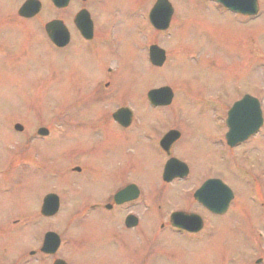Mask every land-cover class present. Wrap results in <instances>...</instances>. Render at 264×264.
<instances>
[{
    "label": "rangeland",
    "instance_id": "obj_1",
    "mask_svg": "<svg viewBox=\"0 0 264 264\" xmlns=\"http://www.w3.org/2000/svg\"><path fill=\"white\" fill-rule=\"evenodd\" d=\"M95 1H99V5L92 6L100 12L104 11L98 19L99 22L110 27L114 26L110 29L112 35H115L110 36L111 55L115 56L112 61L122 66V71L118 70L116 77L117 92L110 87L106 93V101L100 104L104 112L111 113L117 107L128 103L141 116L142 129L154 128L164 131L167 128L178 127L186 130V133L192 129L213 131L208 134L216 133L214 130L217 129L219 134L223 129L222 123L213 117L215 115L213 111H218L224 105L206 99L208 94L219 92L216 91L217 88L241 86L258 96L264 106V10L259 18L249 22L231 19L230 15L226 14L206 15L200 10L204 0H173L175 6L180 8L181 15L186 7L192 10L189 12L190 24L186 25V21L179 20L181 19L179 17L173 21L171 30L156 35L153 34L151 25L144 19L137 22L126 20L119 24L113 7L118 9L121 8L120 5L133 7L134 4H138L137 0H118L115 4L111 1L108 3V0ZM22 2L23 0H0V40L10 45V48L5 46V52L9 51V55L5 57L11 55L1 61L0 65H6L8 60L12 62L7 69H0L2 71L0 72V177L5 176L3 181L9 183L0 186V213L10 214L9 225L15 218L24 217L27 221L30 220L31 225L28 231L18 233L17 228L12 225L8 229L7 220L1 218L0 240L18 241L21 244L29 242L34 249L42 238L41 221L44 226L52 223L63 237V250L70 246L69 240L83 239L93 241L95 246L103 248L102 250L113 251L112 248H108L112 246V240L105 237L106 233L100 228L81 227L78 220L73 221L71 218L74 214L71 207L79 193V185L75 186L70 181L76 176L67 172L64 164L74 158L82 159L84 156L85 159H89V163L102 161L106 164L99 170L104 172L101 176L85 178L95 183L92 190L94 195H100L99 193L102 192V188H97L103 179L107 181L109 187H113L116 185L117 175H123L128 179L136 178L144 192L149 194L146 195L144 206L155 209L157 216L150 217L146 209L141 207V224L144 227L141 231H127L124 235L126 249L120 255L118 252L115 255L114 252L107 254L96 252L92 257L74 258L69 256L68 251H64L61 256L68 259L69 263L255 264L253 259L264 258V186L257 182L264 180V144L258 145L260 143L258 141L248 146L244 154L247 161L240 156L242 150L234 161L240 165L246 163L249 168L254 166L253 170H247L253 177L255 175L254 181L248 186L255 193L262 189L259 197L261 202H256L255 193H250L248 188L239 185L237 179L240 180L239 177L245 176L246 173L231 171L230 165L227 166L228 163L224 162H222L223 168L217 169L214 165V156L199 160L204 166V171L200 173L195 167L193 184L189 186H197L205 176L216 175L233 187L235 198L226 213L207 217L208 221L210 218L215 221L210 219L214 226L209 227L210 222H207L204 231L198 234H172L159 229L162 222L168 220V212L172 210L186 209L200 215L203 213L195 203L190 204L187 200L191 199V196L186 193V182L175 184L174 188L161 184L162 164L165 158L157 149L156 138L132 148L120 141L118 128L112 122H108L110 133L104 141L108 145L106 155L105 153L97 157L94 155L99 150L98 147L89 145L95 141L94 135L87 140L89 150H84L87 142L82 137L76 136L69 142L63 155L59 153L53 159L47 158L52 165L44 163L41 171L37 167L28 169L24 165L25 138L23 134L9 135L8 125L18 121L31 128L37 121H47L50 108L56 106V112H60L67 104V97L74 96L76 92L72 88L67 89L62 92V97L59 82L67 78L64 75L72 73L73 66L57 60L53 49L44 43L45 22H48L53 15L46 9L39 20L23 24L13 15L14 9ZM106 6H110L111 9L105 8ZM102 7L105 10H102ZM25 36L36 38L37 44H27L25 52L16 53L15 50L19 45L15 40L19 38L16 41H22L23 45L20 49L24 50L25 40L28 38L24 39ZM153 43H157L167 54V60L165 59L166 62L164 61L160 68L153 67L148 60L149 49ZM81 63L84 62L80 61V67ZM113 63L111 65L115 67L117 64L113 65ZM40 71L45 75L34 74L35 72L41 74ZM160 86L171 88L174 98L172 104L168 107L149 109V105L146 104L148 92L161 88ZM177 151L193 160V155L187 153L183 145L178 146ZM115 161H120L121 165L116 166L117 162L113 164ZM7 166L10 167L9 171ZM129 166L139 169L130 171ZM44 185L47 188L56 185L61 197L62 209L54 219L44 220L39 214ZM8 186L10 189L6 190ZM4 197L8 201L3 200ZM154 222H157L158 226L150 228L148 224ZM153 241L159 243L156 244L154 257L150 258L147 255L148 246ZM114 248L117 251V248Z\"/></svg>",
    "mask_w": 264,
    "mask_h": 264
},
{
    "label": "flooded vegetation",
    "instance_id": "obj_2",
    "mask_svg": "<svg viewBox=\"0 0 264 264\" xmlns=\"http://www.w3.org/2000/svg\"><path fill=\"white\" fill-rule=\"evenodd\" d=\"M26 1L27 0H23V2L19 4L16 9H14L13 15L23 24H25V22L39 20V17L43 12H45L46 9H48V11L53 15L48 20V22H45V31L43 36V39L45 40L44 43L51 49H53V52L55 53L54 55L57 60L61 61L63 64H71L73 66L72 73L64 75L67 78H65L64 81L63 79H61V81L59 82V89L61 90V92H59L61 93L62 97V92L67 91V89L72 88L76 92L74 96L67 97V104L63 106L60 112H56V106L51 107L50 113L47 116L49 120L47 121H37L32 125L31 128L18 121H13L8 125L7 133L9 135L10 133H13L17 136L23 134L25 138L26 143L23 155L24 165L28 167V169H31V167H37L41 171V168L44 167V163H46L47 165H52L50 159L47 160V158L52 157L53 159L59 153L63 155L64 151H66L65 148L70 144L69 142H71L72 138L76 136L82 137V139L87 142L86 149L84 148V150H89L90 148L88 149L87 140H89V137L91 135H94L95 141H93V144H89L90 147L95 146L99 148L98 152H96L94 155L96 157L102 153H105L106 155V152L108 151L106 148L108 147V145L104 143V141L108 138L110 133V131L108 130L109 125L107 126V124L108 122H112L114 126L118 128L117 130L120 134V141L123 142V144L131 146L132 148L139 147L145 141L156 138L157 140L155 141V143L157 149L161 151L163 158H165L162 164V177L160 180L161 184H163V186L173 187L175 184H184L186 182V193L191 196V199L187 200L190 202V204L195 203L203 213L202 215H200L197 212H192L186 209L172 210L168 212V220L166 219L167 221L162 222V224L159 226V229H161V231H167L172 234L176 233L181 235L198 234L204 231L207 226V222H210L209 227L214 226L211 221L213 219L210 218L211 220L209 219L208 221L207 217H216L228 211L229 207L224 213L214 212L196 198L197 191L203 186L204 183L209 180L219 179L231 189L233 193V200L235 198V190L223 178L221 179L216 175L205 176L201 179L197 186H189L190 184H193L192 178L195 175V167H197V170L200 173L204 171V166L201 165L199 161L201 158L214 156V165L217 169L221 170L223 168L222 162H224L228 163L226 164L227 166L230 165L229 169L231 171L237 170L246 173L245 176L239 177L240 180L237 179L240 182V184H238L243 188H248L247 190L250 193H255L254 190L252 188L249 189L248 186L251 181H254L253 178H255V175L253 177L251 172L248 173L247 171L253 170L254 166L249 168L247 167L248 165H245L246 163L244 165H240L234 160L238 157V154H240V150H242V154H240V156H242L244 161H247V158L245 159L246 155L244 154L247 151L248 146L252 142L254 143L258 141L260 142L258 145H260L261 143L264 144V106L262 104V100L258 96L251 93L248 89H244L243 87L237 85L229 88H217L216 91L219 90V92H217L216 94H208L206 96V99H208L210 102L220 103L224 105V107L218 109V111H213V113H215L213 117H216L217 119H219V122L222 123L223 129L222 132H219V134L217 129L214 130L216 131V133L214 134H208L213 133V131H208L205 129L199 131H194V129H192L191 131L186 133V130H182L178 127L167 128L164 131H160L154 128L142 129L143 120L141 116L136 112V109L134 110L129 106L128 103L117 107L111 113L104 112L102 106L100 105L106 101V93L110 87L114 89V92H117L116 77L119 73L118 70L121 69L122 71V66H120L118 62L112 61L115 56L111 55L110 36L115 35H112L110 29H112L114 26L110 27L109 25L107 26L100 23L98 19L101 14L104 13V11L100 12L97 8L92 6L93 4H95V6H98L99 1L61 0L56 4L53 0H47L46 2H44L43 0H38L40 3L32 4L31 9L29 10V12H36L31 16L23 15L21 13V9ZM109 1L115 4L117 3L115 1L118 0H108V3ZM137 2L138 4H134L133 7H126V5H120L121 8L119 9L115 6L113 7V9L115 10V15L118 17L117 20L119 24H122L126 20H135L137 22L138 20L144 19L151 25L153 34L155 33L156 35L171 30L173 21L175 19L177 20V18L179 17L181 18L179 20L186 21V25L190 24L189 12L192 10L186 7L188 11H186V9L184 8L183 14L181 15V11H179L180 8L178 6H175L173 0H164L163 4L154 12L153 9L158 0H137ZM230 4L231 5L222 0H204V2H202L200 5V10L202 13H206V15H210V13L211 15L214 13H218L221 15L226 14L230 15L231 19L236 18V20L241 19L247 20L249 22L253 21L256 18H259L264 10V0H238L236 4ZM105 8L111 9L110 6H106ZM105 8L102 7L101 9L105 10ZM194 8L195 6L193 7V9ZM53 21L57 22L56 29L58 30V33L56 34L57 36H53L55 40L51 38L52 36L47 32L46 28L48 23ZM166 22H168V27L166 29L161 30L154 25L155 23ZM168 34H170V32ZM26 38L28 39V41H26ZM24 39H26L24 50L20 49V47L23 45L21 44L22 41L15 40V42L19 45L17 47V50H15L16 53H18V51L25 52L27 44H37L35 40L36 38L31 39L29 36H25ZM154 44L157 43H153L151 44V46ZM5 46H9L10 48L9 44H7L3 40H0V62L11 57V55L5 57L6 55H9V51L8 53L5 52ZM149 53L148 60L150 64L153 67L158 68L159 66L152 64ZM80 61L84 62L81 63V67ZM113 62L115 63V65L117 64L115 67L111 65V63ZM11 65L12 62L8 60L6 65H0V69H7ZM0 72L2 71L0 70ZM40 73L41 74L35 72L34 74L40 76L45 75L43 71H40ZM53 90L55 91L54 88ZM247 96H249V99L254 98L258 101L260 105L261 119L263 120V122L256 133L251 134L248 138L242 141H235L232 145L229 143V140L227 138V134L230 131V124L228 122L230 112H232L233 118L236 119V121L232 120L233 125H239L240 119L243 118L253 119L255 115V112L251 110L253 109V107L250 109L252 100H249L247 108L244 105L248 101V99L246 98ZM240 102L243 104L238 105L234 110H232L234 106ZM146 104L147 106L149 105V109L152 108V110H154L158 107H168L172 104V102L169 105H153L151 104L147 96ZM122 110L129 111H127L128 115L124 113L125 115L124 117H121L120 121L116 119L115 114L117 111ZM220 112L221 114H219ZM244 115L247 116L243 117ZM126 120L128 122V125L122 123ZM151 121H153V119H151ZM241 124H246V121L241 122ZM172 130L178 131L179 135L170 142L169 150L166 151L162 147L161 142L164 136ZM240 131L242 130H238V132ZM12 142L10 144H12ZM39 142L40 144H35ZM180 145L184 146V150H186L187 153L193 155V160L191 159V157L187 158L177 151V148ZM82 157V159L74 158L73 160L64 164L65 170H67V172L69 173H73L76 176L73 178V180L70 179V181L73 182V185L75 186L79 185V193L76 195V201L73 203V207H71V211L74 212L73 217L71 218L73 221L78 220V224L81 227H87L89 229L96 227L100 228L102 232L106 233L104 236L109 238V240H112V246L108 248H112L113 251L102 250L103 248L96 247L93 241L83 239L69 240L70 246H67L68 248L66 247V250H63L62 246L64 243V239L58 233V231H56L52 223H50L49 226H44L40 221L43 234H41L42 238L37 243L38 246L34 249L31 248L29 242H23L21 244L18 241L0 240V264H57V261L60 260L65 261L66 264H72L69 263L68 259L61 256L64 251H68L69 256L74 258L89 256L92 257L96 254V252L98 254L99 252L106 254L114 252V255L118 252V254L120 255L122 251L126 249V241L124 235L127 233V231H141L144 227V225L141 224V207L146 209L150 217L157 216L155 209L144 206V200L147 196H149V194L144 192L141 183L136 178H129V180L128 178L123 177V175H117L118 177L115 178L116 185L113 187H109V185H107V181L103 179V182H99V187L97 188H102V192L99 193L100 195H94L92 190H94L93 188L95 183H93L92 180H86L85 178L88 179L89 177H92L94 175L101 176L103 171L99 172V170L101 169L102 165L106 164L102 161L89 163V159H85L84 156ZM171 158L179 159L180 161L185 163L186 175L183 177H175L171 181H166L163 177L164 168ZM116 162L117 161L113 162V164H115ZM119 165H121L120 161L116 163V166ZM9 166L6 167L7 170H10L11 166ZM129 167L130 171L132 169H135L134 171H137L139 169H136L132 166ZM93 170H95L96 172L92 173ZM4 177L5 176L0 177V186L9 184L3 181V179H5ZM262 180L257 182L264 186V180ZM127 188H130V190L127 193H122L119 197V193ZM9 189V186L6 187V190ZM56 189V185L50 188H47L45 185L42 187V201L39 209V214L40 217L44 220L54 219L61 212V197ZM208 193H220V195H222V190L216 184H213L206 190V194ZM261 193L262 189L258 190V193H255L257 196L256 202H261L259 198ZM50 194L57 195L59 200V207L56 213H54L53 215H46L44 213V204L46 198ZM5 199L8 201L6 197L3 198V200ZM232 200L230 201V203L232 202ZM177 212H182L184 213V215L188 216L192 214L196 215L198 219H194V222L190 221L188 222V224L191 225L201 223L203 225L202 229L197 232H190L184 228L175 226L172 223V215ZM9 215L10 214L8 213L7 215L6 213H0V219L5 218L7 220V225H9L8 222H10L8 221ZM180 218L182 219V217ZM186 219L189 218L187 217ZM183 220L186 222L185 219ZM11 225L16 227L19 233L20 231H28L31 223L30 220L27 221L26 217H24L21 219L15 218L12 221ZM11 225L7 226V228L10 229ZM148 226L150 228H156L158 225L157 222H154L153 224H148ZM51 231L58 233L61 237L60 246L53 253H49L43 250L45 236L48 232ZM140 235L141 233L139 234V236ZM156 235L157 234L155 233V236ZM108 243L111 244L109 241ZM157 243L159 242L153 241L149 243V254L147 255H149L150 258H153L155 255ZM114 247L117 248V251H115ZM163 249H165V247H163ZM253 260L255 264H264V258L262 257L255 258Z\"/></svg>",
    "mask_w": 264,
    "mask_h": 264
},
{
    "label": "water",
    "instance_id": "obj_3",
    "mask_svg": "<svg viewBox=\"0 0 264 264\" xmlns=\"http://www.w3.org/2000/svg\"><path fill=\"white\" fill-rule=\"evenodd\" d=\"M53 1L57 4L61 0H53ZM64 1H67V0H64ZM163 1L164 0H158V2L156 3L153 9V12L156 11L157 8H159L163 4ZM222 1L231 5L230 3L236 4L238 0H222ZM35 3L37 4L40 2L38 0H27L21 9V13L27 16H31L33 15V13H36V12H29V10L32 7V4H35ZM154 25L158 29L162 30L168 27V22L155 23ZM56 26H57V22L53 21V22L48 23L46 27L47 32L51 34L52 39H54L53 36H57L56 34L58 33ZM165 59H166V52L164 49H162L156 44L150 47V60L152 64L161 66L163 65ZM148 98L151 104L153 105H169L173 98V92L170 87L164 86L158 89L150 90L148 92ZM246 98L248 99V101L244 105L247 108L249 100H252L250 109L253 107V109L251 110L255 112V115L253 119L243 118V119H240L239 125H233L232 120L236 121V119L233 118L232 112H230L229 121H228L230 124V131L227 134V138L229 140V143L232 145L234 144L235 141H242L248 138L251 134L256 133L263 122V120L261 119L260 105L258 101L254 98L249 99V96H247ZM240 104H243V103L240 102L236 104L232 110H234ZM127 111L126 110L117 111L115 114L116 119L121 121V117H124L125 115L124 113L128 115ZM246 116L247 115H244L243 117H246ZM243 121H246V124H241V122ZM122 123L125 125H128L127 120ZM238 130H242V131L238 132ZM178 135H179L178 131H175V130L168 132L162 139V142H161L162 147L166 151H168L170 142L173 141ZM185 166H186L185 163H183L179 159L171 158L167 162L164 168V173H163L164 180L171 181L175 177L185 176L186 175ZM213 184H216L219 188H221L222 195H220V193L206 194V190L208 189V187L212 186ZM129 190L130 188H127L123 190L122 192H120L119 197L121 196L122 193H127ZM232 197H233V193L231 189L219 179L207 181L206 183L203 184V186L196 193V198L200 202H202L209 209L217 213H224L227 211L230 201L232 200ZM58 207H59V200H58L57 195L50 194L46 198V201L44 204V208H45L44 213L46 215H53L58 210ZM185 216L186 218L188 217L189 219H186ZM180 217H182V219ZM183 219H185L186 222ZM194 219H198L196 215L194 214L188 216V215H184V213L182 212H177L172 215V223L175 226L184 228L190 232H197L201 230L203 227L201 223L191 224V225L188 224V222L190 221L194 222ZM60 243H61V237L58 233L52 232V231L48 232L45 236L43 250L49 253H53L58 249V247L60 246ZM57 264H66V262L63 260H60V261H57Z\"/></svg>",
    "mask_w": 264,
    "mask_h": 264
}]
</instances>
